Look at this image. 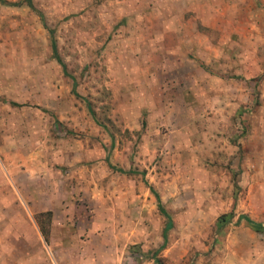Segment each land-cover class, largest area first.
<instances>
[{"label":"rangeland","instance_id":"1","mask_svg":"<svg viewBox=\"0 0 264 264\" xmlns=\"http://www.w3.org/2000/svg\"><path fill=\"white\" fill-rule=\"evenodd\" d=\"M147 2L33 0L45 24L25 5L0 4V183L10 178L23 197L61 212L54 238L47 226L48 243L36 214L0 217V264H93L95 256L78 250L91 233L110 243L105 219L131 224L156 217L162 232L165 219L155 195L173 221L166 248L176 245L173 255L167 249L157 253L159 264H222L237 240L256 242L264 253V232L251 236L244 221L235 223L245 215L264 225V46L256 51L260 72L250 83L256 104L241 109L230 125L236 149L226 151L220 141L209 160L198 123L174 124L179 112L173 110L167 112L170 124L150 125L152 111L138 102V23ZM246 6L241 0V9ZM255 7L256 21L264 23V0H255ZM48 29L67 74L53 57ZM41 192L48 197H39ZM229 212L233 222L215 236L216 218ZM66 227L72 233L65 236ZM65 237L76 253L61 247ZM133 248L137 264L156 251Z\"/></svg>","mask_w":264,"mask_h":264},{"label":"crops","instance_id":"2","mask_svg":"<svg viewBox=\"0 0 264 264\" xmlns=\"http://www.w3.org/2000/svg\"><path fill=\"white\" fill-rule=\"evenodd\" d=\"M147 1L143 19L138 23L142 36L137 40L143 47L138 58L142 79L135 83L142 86L137 93L139 90L143 92L142 98L137 97L142 103L138 106L150 113L152 111L150 125L170 124L167 112L173 110L179 112L178 121L174 124L187 127L198 123L203 135L201 149L209 160L216 156L220 141L225 144L221 148L234 152L236 146L230 141L233 132L230 125L232 119L240 115L241 109L247 110L254 104L256 87L250 83L260 72L256 51L264 46V23L256 21L255 0H251V6L247 0L245 11L241 9V0ZM196 111L200 112L198 118L194 115ZM155 113L160 115V119H155ZM217 133L222 135L221 138H217ZM6 172L11 176V171L6 169ZM8 186L11 187V195L3 192ZM43 195L47 196V193L41 192L39 197ZM37 202V199L23 197L10 178L8 182L0 183V217L25 218L50 211V237L54 238L56 215L61 212L58 208L54 210L52 205L40 207ZM152 219L154 222L142 217L131 224L122 219H115V222L105 219L104 232H109L110 243L104 242L98 233L87 234L89 239L83 241L85 246L83 244L78 253L95 256L91 260L93 264H102L104 260L111 264H137L133 246L139 245L142 252H148L163 244L160 234L162 223L159 218ZM62 229L65 236L72 233L67 227ZM249 230L251 236L256 234ZM171 236L169 234L168 240L173 241ZM93 240L96 244L91 247L95 243ZM62 241V248L71 252L77 249L69 238H62ZM185 246L187 243L179 248ZM105 247L109 250L102 253ZM169 247L165 249L173 255L176 245ZM257 247L256 242L237 240L235 246L225 250L222 264H264V253L259 254ZM140 264L155 262L153 259L141 260Z\"/></svg>","mask_w":264,"mask_h":264},{"label":"trees","instance_id":"3","mask_svg":"<svg viewBox=\"0 0 264 264\" xmlns=\"http://www.w3.org/2000/svg\"><path fill=\"white\" fill-rule=\"evenodd\" d=\"M0 4L4 5V6H16V7H20L22 5H25L30 10L37 12L40 20L44 23V16H43L42 13H40L39 11H37L35 9L34 4H33V0H21V1L16 2V3H10V2H7L6 0H0ZM48 31H49V35H50V48H51L53 57L55 58L56 62L62 67L64 73L67 74L66 66H65L64 62L62 61L61 57L58 54L57 44H56V41H55L54 36H53V30L52 29H48ZM70 78L72 79L73 84L75 86L76 83L74 82V77L70 76ZM10 104L12 106H15V107H22V105H19V104L13 103V102H11ZM254 104H256V98H255ZM89 110L94 115L92 109H89ZM111 168H113V167L111 166ZM116 170H118L121 173H126L122 169H116ZM155 197H156V202H157V209H158L159 213L165 219V224H164L163 230L161 232V237L163 239V244L153 253V257H152V259L154 260L155 264H159L160 263V258L156 257V255H157L158 252H160L163 249H165V247L167 245V241H168V232L173 227V221H172V218H171L170 214L163 207L159 196L155 195ZM234 218H235V215H234L233 212L224 213V214L219 215L216 218L215 224H214V234H215V236L222 234L224 232L225 228L229 224H231L233 222ZM34 220H35V222H36V224L38 226L39 232H40L44 242L48 243V241H49V228H47V226H50V224H51L52 213L50 211L38 213V214L34 215ZM242 221H244L246 223V225L252 231H254L256 233L264 232V226L261 223H258L256 221L252 220L250 217L245 216V215H239L237 217L235 223L236 224H240Z\"/></svg>","mask_w":264,"mask_h":264}]
</instances>
